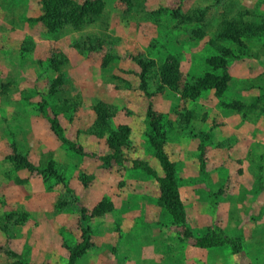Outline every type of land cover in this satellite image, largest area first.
I'll list each match as a JSON object with an SVG mask.
<instances>
[{"label": "rangeland", "instance_id": "rangeland-1", "mask_svg": "<svg viewBox=\"0 0 264 264\" xmlns=\"http://www.w3.org/2000/svg\"><path fill=\"white\" fill-rule=\"evenodd\" d=\"M41 1L0 0V264H264V0H68L51 31ZM85 2L99 12L69 21ZM228 23L255 34L240 48L220 36ZM224 48L235 54L225 90L189 94ZM139 60L151 65L145 89ZM148 108L166 133L183 225L132 166L159 167ZM51 114L80 152L52 132ZM120 125L122 161L104 164ZM216 232L241 235V250L196 246Z\"/></svg>", "mask_w": 264, "mask_h": 264}, {"label": "trees", "instance_id": "trees-1", "mask_svg": "<svg viewBox=\"0 0 264 264\" xmlns=\"http://www.w3.org/2000/svg\"><path fill=\"white\" fill-rule=\"evenodd\" d=\"M65 0H42L41 1V13L38 16L43 25H45L48 30H56L60 27L65 21L63 18L64 10L67 4ZM96 3L101 5V0H96ZM99 7L93 6L91 3H84L83 5H78L77 12L75 14H70L69 21H73L76 24H80L84 14H94L99 12ZM252 28L246 24L235 27L232 23L226 26L223 32L220 33V36L227 39L237 42L239 47H244V42L241 40V37H249L251 35ZM255 34V33H253ZM241 50V49H240ZM235 54L229 48H224L220 54L213 56L209 59V62L214 68V71L206 73L202 77L195 79L194 83L186 85L185 88H189V94H197L202 89H214L216 93H222L227 87V82L230 79V73L227 66V58L234 57ZM141 66L140 72V85L143 89L146 88V74L150 68V62L139 60ZM171 86L174 85L175 78H166ZM148 93V92H146ZM105 108L103 103H100ZM230 107L234 109H241L244 104L240 101H234L229 104ZM48 121L50 129L56 135V137L64 143L72 144L64 135L63 127L61 126L57 115L51 114L48 116ZM145 135L148 139V142L152 148L154 157L158 162V168L154 165L148 163L145 160L132 159V166L138 169H141L151 175L159 191V196L157 198V204L160 209L165 212L171 218L172 224L181 223L184 224L186 220L184 203L181 197L179 184L176 175V167L174 162L170 159L166 149V133L161 128V123L158 119L153 117V113L148 108L146 114V126H145ZM130 135V127L127 125H120L116 130L111 131L108 137V145L111 149V152L101 156V160L104 164H110L111 160L115 162H121L120 151L122 146L128 144V139ZM77 152H80V148H75ZM203 146L200 147V150ZM200 166L201 169L204 167V159L200 156ZM52 168H49L51 170ZM108 208L106 203L100 202L97 204L95 209L97 211L105 210ZM95 210V211H96ZM196 246L201 248H207L212 246L220 245H231L233 250L239 252L242 248V238L241 235H236L235 237L229 238L222 234V232H216L208 237H197L195 241ZM84 245H80L74 250L73 255H80Z\"/></svg>", "mask_w": 264, "mask_h": 264}, {"label": "crops", "instance_id": "crops-1", "mask_svg": "<svg viewBox=\"0 0 264 264\" xmlns=\"http://www.w3.org/2000/svg\"><path fill=\"white\" fill-rule=\"evenodd\" d=\"M199 248H201V247H199ZM204 248V247H203Z\"/></svg>", "mask_w": 264, "mask_h": 264}]
</instances>
